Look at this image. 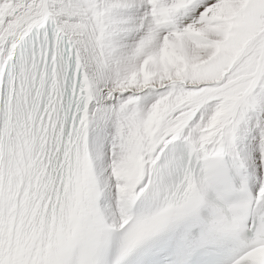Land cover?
Wrapping results in <instances>:
<instances>
[{
  "label": "snow or ice",
  "instance_id": "6c2138e0",
  "mask_svg": "<svg viewBox=\"0 0 264 264\" xmlns=\"http://www.w3.org/2000/svg\"><path fill=\"white\" fill-rule=\"evenodd\" d=\"M0 264H264V0H0Z\"/></svg>",
  "mask_w": 264,
  "mask_h": 264
}]
</instances>
